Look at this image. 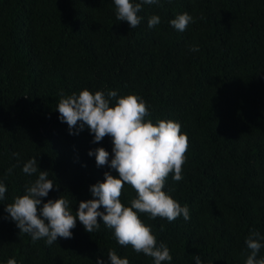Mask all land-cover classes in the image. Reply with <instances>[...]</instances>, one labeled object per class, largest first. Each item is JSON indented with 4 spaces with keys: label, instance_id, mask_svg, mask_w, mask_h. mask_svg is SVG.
<instances>
[{
    "label": "trees",
    "instance_id": "obj_1",
    "mask_svg": "<svg viewBox=\"0 0 264 264\" xmlns=\"http://www.w3.org/2000/svg\"><path fill=\"white\" fill-rule=\"evenodd\" d=\"M185 12L194 22L180 32L170 21ZM138 15L131 28L117 20L114 0H0V264H111L109 250L129 264H154L119 245L102 218L92 233L77 219L71 238L49 245L20 232L6 211L38 178L39 170L22 171L32 158L54 182L38 207L61 196L73 215L105 172L118 175L88 154L103 147L110 161L111 136L94 142L86 125L70 129L60 119L61 97L83 89L115 90L110 106L135 94L145 119L179 122L188 137L183 178L169 174L163 190L190 218L138 213L170 250L162 264H196V255L201 264H245L246 238L264 237V0H158ZM152 15L160 23L149 28ZM136 196L125 184L121 203L130 207Z\"/></svg>",
    "mask_w": 264,
    "mask_h": 264
},
{
    "label": "clouds",
    "instance_id": "obj_2",
    "mask_svg": "<svg viewBox=\"0 0 264 264\" xmlns=\"http://www.w3.org/2000/svg\"><path fill=\"white\" fill-rule=\"evenodd\" d=\"M158 0H114L116 18L126 21L131 28H136L141 22L138 13L143 4H157ZM193 17L187 12L179 14L170 21L171 25L180 32L186 30ZM160 23L158 15L148 19V27L153 28ZM197 51V47H193ZM117 97L115 90H110L107 96L103 91L94 94L83 89L79 95L73 93L61 97L58 112L62 122L70 129L80 123L94 133V142L101 141L105 136H111L113 142L112 158L109 152L98 147L89 151V156L95 154L97 166L108 165L115 169L118 175L105 172V179L90 186L93 199L80 201L75 215L69 208V201L63 197L49 199L41 205L42 197H46L53 189L54 182L49 179V172L42 171L37 166V159H29L22 168L27 175L37 173L38 178L26 187L25 194L18 196L14 202L7 204L6 211L17 223L20 232L30 234L31 238L39 240L46 238L47 244H53L57 238L69 239L77 219L89 233L99 229L102 218L103 224L114 230V236L121 246H131L136 253H143L153 258L154 264L171 261L169 248L160 243L152 233L151 227L145 224L138 213H146L150 219L157 217L169 222L183 217L190 218L187 205L181 206L163 188L172 174L174 181H180L186 153L189 146L188 137L181 132L179 122L160 119L153 123L149 116L146 103L135 94L120 96L114 105L110 106L113 98ZM18 156V153H14ZM11 173V169H8ZM130 185L137 193L131 200V206L125 207L120 200L124 185ZM7 189L0 182V200L4 199ZM101 206L103 211H101ZM264 237L258 232H251L246 238L249 250L245 264H264V258L257 259ZM108 258L111 264H129V260L121 258L116 251L109 250ZM196 264H201L200 256H195ZM7 264H17L14 258ZM97 264H102L100 259Z\"/></svg>",
    "mask_w": 264,
    "mask_h": 264
}]
</instances>
